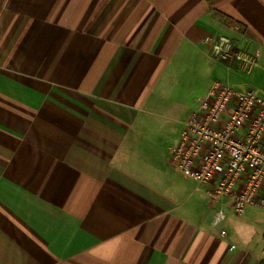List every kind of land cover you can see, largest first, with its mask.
Segmentation results:
<instances>
[{
    "label": "crops",
    "instance_id": "obj_1",
    "mask_svg": "<svg viewBox=\"0 0 264 264\" xmlns=\"http://www.w3.org/2000/svg\"><path fill=\"white\" fill-rule=\"evenodd\" d=\"M208 35L264 77V0H0V264H264V210L212 226L210 185L169 161L241 72Z\"/></svg>",
    "mask_w": 264,
    "mask_h": 264
},
{
    "label": "built area",
    "instance_id": "obj_2",
    "mask_svg": "<svg viewBox=\"0 0 264 264\" xmlns=\"http://www.w3.org/2000/svg\"><path fill=\"white\" fill-rule=\"evenodd\" d=\"M204 43L215 61L245 73L256 65L228 36L208 35ZM196 104L169 150L170 163L199 186L210 185L203 188L219 204L212 226L225 221L229 209L236 215L248 206L264 210V93L216 81Z\"/></svg>",
    "mask_w": 264,
    "mask_h": 264
},
{
    "label": "rangeland",
    "instance_id": "obj_3",
    "mask_svg": "<svg viewBox=\"0 0 264 264\" xmlns=\"http://www.w3.org/2000/svg\"><path fill=\"white\" fill-rule=\"evenodd\" d=\"M231 75L228 76V78H219L216 79L219 82L230 85V86H241V87H248L255 91L261 90L260 88L264 87V77L260 76H251L247 73L243 72H231ZM229 73V74H230ZM235 78H237L239 81H236ZM174 167V166H173ZM181 174V173H180ZM182 175V174H181Z\"/></svg>",
    "mask_w": 264,
    "mask_h": 264
}]
</instances>
